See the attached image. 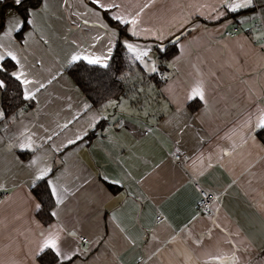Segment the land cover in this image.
<instances>
[{
	"label": "crops",
	"instance_id": "crops-1",
	"mask_svg": "<svg viewBox=\"0 0 264 264\" xmlns=\"http://www.w3.org/2000/svg\"><path fill=\"white\" fill-rule=\"evenodd\" d=\"M255 2L257 10L212 19L224 11L221 0H106L119 6L110 15L138 21L140 35L129 39L151 46L153 59V47L180 40L160 88L139 87L101 110L85 108L65 72L72 54L107 50L90 0H45L25 47L16 37L2 41L46 87L31 109L0 119V264H40V233L53 226L63 244L86 249L77 264H264V144L254 127L264 114V46L251 41L262 35L254 24L259 14L264 24V11ZM233 27L235 36L224 35ZM199 80L205 101L191 111L185 96ZM106 108L109 120L117 117L112 125L107 119L89 143L68 144ZM29 137L32 147L21 148ZM177 151L189 155L181 165ZM38 157L36 167L50 166L67 190L47 225L31 191ZM103 176L120 181L118 192ZM193 181L217 196L211 215L197 213Z\"/></svg>",
	"mask_w": 264,
	"mask_h": 264
},
{
	"label": "snow or ice",
	"instance_id": "snow-or-ice-1",
	"mask_svg": "<svg viewBox=\"0 0 264 264\" xmlns=\"http://www.w3.org/2000/svg\"><path fill=\"white\" fill-rule=\"evenodd\" d=\"M91 4L95 5V15L100 19L96 24L97 27L103 29L109 36L107 50L105 53L97 55L95 53H88L82 55L80 52H76L71 55L68 60V66L72 67L77 65L78 62H85L93 71L96 68L110 70L113 67L114 53L115 56H120L122 51H126L130 61L138 62L142 65V71L149 74L159 73L158 60H162L169 55V49L160 43L156 47L160 54L157 59H153L151 52V46H141L138 43L131 42L129 38L125 36V31L131 37H139L140 33L136 30L138 21L135 18L128 19L120 14H111L109 16L110 21H115V24H110L104 21V13H112L114 8L119 7L114 3H106V0H90ZM10 7L13 11L10 14L0 13V93H7L10 90L15 92L16 97L24 102H32L36 100V94L46 87L44 83L30 78V74L25 64L22 63L17 52L13 50L11 46L6 45L2 41L8 38L18 37L17 43L21 48L25 47L27 40L32 35V27L35 24L36 17L42 15L46 10L45 0H0V9ZM220 7L224 9L223 12H218L217 15L212 16V19H221L225 17L227 13L239 14L242 10L255 9L257 7L255 0H221ZM260 10L264 11V0L260 4ZM93 12V9H89V14ZM88 21L85 20V24ZM121 26H131L127 29L121 28ZM159 39V38H158ZM180 37L175 36L174 41L179 42ZM169 43H173V40H169ZM171 66V65H169ZM79 70V69H77ZM88 68L84 69L87 73ZM113 74H115L113 72ZM55 78V77H54ZM123 77H121L122 79ZM51 83V81H48ZM15 88L12 89V86ZM84 88L86 91L95 92L104 87V84L100 80H93L89 74L85 78ZM186 101H205V87L202 80L193 83L185 96ZM117 106L115 101H109V105ZM91 105L85 104V108H89ZM106 107V106H105ZM8 115L3 106H0V119H3ZM107 119L106 116L97 117L96 123L89 127H96L99 120ZM66 126V125H65ZM254 127L264 129V114H261L259 121ZM88 130L85 129L83 135H78L75 140H69L68 144H75L77 140L84 139L87 136ZM51 139V137H49ZM23 149H29L32 147V141L29 137L26 142L19 145ZM67 147V145H65ZM40 158L30 162L31 167H36ZM102 179L110 184L119 185V180H110L107 176H103ZM35 195L32 197L35 202V209L37 212L42 210L45 203H51L53 205L50 215L52 217L59 216V208L64 204V197L66 189L60 184L59 179L55 177V173L50 166L36 167V173L31 184ZM47 197L45 200L44 197ZM36 197H40L39 200ZM62 229L58 226L49 228L46 232L41 231L40 235L43 237L42 243L38 247L36 257L39 259L45 255H50L51 260L49 264H77L79 257L86 251L79 247H72L65 245L61 240ZM70 235H72L70 233ZM87 243V241H83Z\"/></svg>",
	"mask_w": 264,
	"mask_h": 264
},
{
	"label": "trees",
	"instance_id": "trees-1",
	"mask_svg": "<svg viewBox=\"0 0 264 264\" xmlns=\"http://www.w3.org/2000/svg\"><path fill=\"white\" fill-rule=\"evenodd\" d=\"M8 3H11V0H8ZM10 8H2L0 9V13L5 14V11ZM253 10V9H251ZM245 12L246 10H242ZM241 11V12H242ZM240 12V13H241ZM239 13V14H240ZM238 14H232L228 13L227 17H235ZM109 13H104L103 17L104 19L109 22L110 24H115V21H110ZM195 19L207 22V20L195 17ZM212 23V22H209ZM122 30L127 29V26H121ZM125 36L127 38H134L128 35L127 31H125ZM18 40V37H16ZM173 40V43H169V40L165 41L163 44L169 49V55L167 57H164L162 60H158V66H159V73L155 74H149L145 71H142V66L138 62L130 61L129 56L126 51H122L120 56H115L114 53V63L113 67L110 70H104L100 68H96L94 71L86 65L85 62H78L77 65L69 67L67 66L65 68L66 74L69 76V78L73 81L75 86L83 93V95L88 99L91 107L96 108L97 110H101L104 108V106L107 104L109 100L112 99H118L120 97L130 96L134 92L137 93L138 88L142 87L145 88V85H152L156 88H160L162 84H164L170 77H172V71L170 65V60L178 53V43ZM153 50L156 51L157 57L160 55L158 53L157 47H153ZM88 68L89 71L87 73L84 72V69ZM79 69V70H77ZM113 72L115 74H113ZM92 76V79L100 80L104 87L98 89L95 92L86 91L84 88V82L85 78L88 75ZM121 77H123L121 79ZM15 88V85L12 86V89ZM0 103L1 106L5 108L8 115L3 118L7 119L13 115H16L17 112L22 110H29L31 109L35 101L24 103L20 101L13 90H10L7 93H1L0 95ZM201 105V102L199 100L196 101H190L187 106L191 111H194L198 109ZM103 117V116H102ZM107 124V119H101L99 120V123L96 124V127H92L89 131L87 136L84 137L85 140L89 143ZM257 137L260 139V141L264 144V129H258L256 132ZM19 156L26 157L29 155V152H18ZM107 183V182H106ZM107 187L112 192H118L120 189V186L107 183ZM31 191L33 195H35L34 190L31 187ZM37 200L40 199V197H36ZM44 199L46 200L47 197L45 196ZM53 205L51 203H45L42 207V210L37 212L36 216L39 219V221L47 225L50 222L53 221V217L50 215V211L52 210ZM40 264H49L51 260L50 255H45L41 258H37Z\"/></svg>",
	"mask_w": 264,
	"mask_h": 264
},
{
	"label": "built area",
	"instance_id": "built-area-1",
	"mask_svg": "<svg viewBox=\"0 0 264 264\" xmlns=\"http://www.w3.org/2000/svg\"><path fill=\"white\" fill-rule=\"evenodd\" d=\"M256 5H257V3H256ZM257 9H258V7H256V10ZM258 17H259V21H257V23L254 24V28H255V30H261L262 35L259 37H253L251 39V41L254 44H257L259 42L264 43V24L262 22V18H261L260 14ZM237 32H238V28L233 27L231 29L225 30L224 35L233 37L237 34ZM145 133H146V131H145ZM173 157H174V160H175L177 165H181L182 163H184L186 160L189 159L188 153L180 152V151H177L176 153H174ZM193 183H194L195 189L198 192V200L196 203L197 213L201 214V215H211L213 213V204L217 200V196L213 192L204 188L198 181H193ZM164 219H165V217L161 213H157V215L155 216V223L159 224V223L163 222ZM80 238L82 241H86L85 237H80Z\"/></svg>",
	"mask_w": 264,
	"mask_h": 264
},
{
	"label": "rangeland",
	"instance_id": "rangeland-1",
	"mask_svg": "<svg viewBox=\"0 0 264 264\" xmlns=\"http://www.w3.org/2000/svg\"><path fill=\"white\" fill-rule=\"evenodd\" d=\"M262 32V31H261ZM256 45H263L264 46V43H262V42H259V43H257ZM155 59H157V53H156V55H155ZM145 88H146V92L147 91H152V90H154L155 89V87L154 86H152V85H145ZM142 93V92H141ZM150 94H151V92H150ZM133 110H136L135 108H133ZM108 111H107V108L106 109H104L103 111H102V114L104 115V116H106L107 117V119H108V121L110 122V125H112L113 124V122H114V120L117 118V117H112L111 118V120H109V115H108V113H107ZM135 112V114H137L138 116H140V112L139 111H134ZM114 118V119H113ZM121 121V120H120ZM120 121H119V123H120Z\"/></svg>",
	"mask_w": 264,
	"mask_h": 264
}]
</instances>
